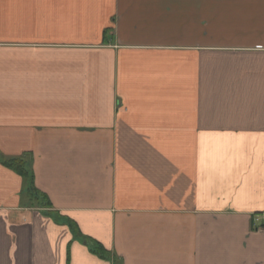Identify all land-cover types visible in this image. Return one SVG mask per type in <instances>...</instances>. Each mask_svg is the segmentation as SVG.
I'll list each match as a JSON object with an SVG mask.
<instances>
[{
	"label": "crops",
	"instance_id": "1",
	"mask_svg": "<svg viewBox=\"0 0 264 264\" xmlns=\"http://www.w3.org/2000/svg\"><path fill=\"white\" fill-rule=\"evenodd\" d=\"M0 264H264V0H0Z\"/></svg>",
	"mask_w": 264,
	"mask_h": 264
},
{
	"label": "trees",
	"instance_id": "2",
	"mask_svg": "<svg viewBox=\"0 0 264 264\" xmlns=\"http://www.w3.org/2000/svg\"><path fill=\"white\" fill-rule=\"evenodd\" d=\"M7 165L10 168H12L14 171H16L18 174H20L21 176H24L26 179H28L27 178L28 177V172L24 168L23 162L18 161V160H13V161L9 162ZM33 193H34V197L39 201V204L41 205V207L46 208L48 205L45 202L44 197L41 194H39L38 192H36L35 190H33ZM94 253H96V254H102L103 253V255H101V256L102 257L104 256L105 258H108V256H105L104 251L102 252V250L99 247H97L95 249Z\"/></svg>",
	"mask_w": 264,
	"mask_h": 264
}]
</instances>
